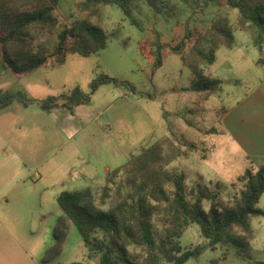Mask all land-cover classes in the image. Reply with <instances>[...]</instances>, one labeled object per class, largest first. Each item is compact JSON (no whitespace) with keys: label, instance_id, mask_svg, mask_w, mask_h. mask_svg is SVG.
<instances>
[{"label":"rangeland","instance_id":"rangeland-1","mask_svg":"<svg viewBox=\"0 0 264 264\" xmlns=\"http://www.w3.org/2000/svg\"><path fill=\"white\" fill-rule=\"evenodd\" d=\"M75 1L60 0L56 12L58 27L51 26L52 31L35 38L46 51H53L58 44L57 33L66 22L65 16L74 10ZM135 2L137 8L134 14L140 19L144 30L131 24L118 6L104 5L100 17L89 20L107 34L103 49L88 57L66 53L63 66L50 64L47 69H40L20 80L11 79V71L0 62V89L21 92L28 99L34 97L44 100L49 95L67 94L75 86L87 92L92 79L101 73L116 77L125 83L118 89L121 91L120 100H112L108 110L114 122L111 144H120L129 153L141 142L144 141V144L150 134L155 139L174 135L186 144L194 143L197 145L194 150L183 147V155L166 169L183 173L186 189L193 194H196L197 183L215 189L216 182H221L226 185L221 196L227 199L240 187L236 178L250 166L258 168L262 161L250 158L248 162L244 152L222 129L219 118L224 96L216 92L203 96L187 90L192 82H196V76L192 69L183 64L180 55L166 54L161 65L153 67L139 53L137 45L144 36H152L153 40L158 38L164 44L171 43L175 34L182 35L187 19L190 28L196 25L204 32L212 20L227 17L233 28L234 43L231 47H218L214 62L203 65V72L212 78L229 79L232 84H239L236 86L239 88L262 71L257 60L263 53L253 44L249 32L238 29L237 10L228 8L223 1L197 0L194 3V0H169L173 9L159 14L145 0ZM116 29L118 35L110 36ZM71 42L67 39L64 46L68 48ZM262 48L264 51V43ZM54 66L56 68L52 69ZM58 82H66V88L58 86ZM236 87L226 83L223 88L224 92H229L234 88L236 90ZM103 88L109 92L116 90L112 83ZM205 98L206 101H201ZM16 108L15 101L12 105L10 103L0 108V116H3L0 119V144H4L2 148L10 156L4 157V153H0V264H99L98 258L88 256L73 225L63 244L62 253L55 260L44 261L46 251L54 242L55 223L60 214L57 195L63 190L81 191L86 186L85 182L77 181L69 189L66 186L43 190L41 186L34 187L33 178L19 182L27 174L25 171L21 174L15 162H12L14 166L11 164V116H15ZM31 110L28 109L27 113H31ZM209 128H214V132H204ZM54 149V145L48 144L44 156ZM109 157L117 165L127 160V156L124 158L115 152L110 153ZM232 182L235 186L231 185ZM103 184L105 176L101 183L90 185L96 199ZM167 188L172 189L171 185ZM202 205L205 207L206 202H202ZM256 207L263 214L249 218L253 237L247 245H242L233 237L227 243L212 248L200 234L199 226L196 223L189 224L180 237L182 248H194L197 245L203 248L198 256L189 258L183 264H264V192ZM160 264L172 263L163 261Z\"/></svg>","mask_w":264,"mask_h":264},{"label":"trees","instance_id":"trees-1","mask_svg":"<svg viewBox=\"0 0 264 264\" xmlns=\"http://www.w3.org/2000/svg\"><path fill=\"white\" fill-rule=\"evenodd\" d=\"M59 1L0 0V62L5 69L24 73L42 65L61 64L66 53L83 57L98 53L106 45L107 34L89 20L100 17L104 5L118 6L131 24L144 30L134 14L135 0H76L74 10L65 16L66 22L57 33L58 44L53 51H46L35 38L52 31L51 26L58 27ZM145 1L156 14L173 9L169 0ZM212 1H223L228 8L237 10L238 29L249 32L260 50L264 43V0ZM232 29L227 17L212 20L204 32L196 25L190 28L187 19L182 35L175 34L171 43L144 36L137 48L153 67L160 66L166 54L180 55L196 76V82L187 89L208 96L221 87L222 81L205 75L203 65L214 62L218 47L233 45ZM117 35V29L110 33L112 37ZM67 39L72 41L68 48L64 46ZM107 83L121 86L125 82L101 73L92 79L87 92L75 86L69 93L47 97L38 105L49 110L57 105L85 103L100 85ZM14 99L23 104L31 101L21 92L0 89V108ZM204 132H214V128ZM143 142L127 153L124 164L107 172L97 199L92 186L57 195L60 214L54 242L44 261L55 260L62 253L71 225L76 227L88 256L98 258L99 264H183L203 248L197 245L183 249L180 244L183 230L192 223L199 226L200 234L212 248L233 237L242 245L248 244L253 237L249 218L263 214L256 203L264 192V163L256 169L246 168L236 178L240 187L227 199L221 196L226 188L221 182H216L215 189L197 183L193 194L186 189L183 173L169 172L166 167L183 155V147L194 150L197 145L186 144L174 135L155 139L150 134Z\"/></svg>","mask_w":264,"mask_h":264},{"label":"crops","instance_id":"crops-1","mask_svg":"<svg viewBox=\"0 0 264 264\" xmlns=\"http://www.w3.org/2000/svg\"><path fill=\"white\" fill-rule=\"evenodd\" d=\"M259 51L263 53L257 60L262 66V71L256 77L248 79V83L241 88L236 87L239 84L229 82V79L217 77L222 84L215 92L224 96L219 118L222 129L244 152L248 162L252 158L262 161L260 163L262 164L264 163V51L262 46ZM65 62L64 59L56 67L63 66ZM47 66L49 64L24 73L11 71V79L28 78L40 69H47ZM226 83L236 87L239 92L235 88L236 92L234 90L224 92L223 87ZM65 84L66 82H58V86L63 88H66ZM108 84L100 85L92 93L90 100L85 103L57 105L49 110H42L39 107L40 98L31 97L32 100L27 104L14 100L17 108L14 110L15 116H11V164L14 166L15 162V167L20 168L21 174L24 171L27 174L19 182L25 181L26 178H33L35 188L41 186L43 190H49L66 186L69 189L77 181H82L87 188L91 184L101 183L108 171L120 166L111 161L109 154L120 153L126 158L128 151L122 149L120 144L116 146L111 144L114 122L108 110L112 106V100H120L121 91L118 90L120 86L114 85L116 90L109 92L103 88ZM129 86L134 89L132 85ZM99 92V96H96ZM50 96L53 95L48 97ZM195 100L198 99L195 97ZM206 100L205 98L201 101ZM28 109H32L31 113L28 112L29 115ZM2 117L0 116V119ZM2 144H0V153H4V157L9 158ZM48 144L54 145L55 149L44 156Z\"/></svg>","mask_w":264,"mask_h":264}]
</instances>
